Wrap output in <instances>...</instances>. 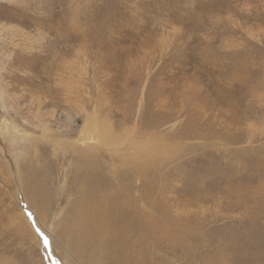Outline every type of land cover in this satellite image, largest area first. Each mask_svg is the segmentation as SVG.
I'll return each mask as SVG.
<instances>
[{
  "label": "rangeland",
  "instance_id": "374dc122",
  "mask_svg": "<svg viewBox=\"0 0 264 264\" xmlns=\"http://www.w3.org/2000/svg\"><path fill=\"white\" fill-rule=\"evenodd\" d=\"M0 264H264V0H0Z\"/></svg>",
  "mask_w": 264,
  "mask_h": 264
},
{
  "label": "bare ground",
  "instance_id": "6f19581e",
  "mask_svg": "<svg viewBox=\"0 0 264 264\" xmlns=\"http://www.w3.org/2000/svg\"><path fill=\"white\" fill-rule=\"evenodd\" d=\"M120 191V190H119ZM115 199V198H114ZM110 200V199H109ZM105 203V202H104ZM104 203L103 204H100L101 206L102 205H104ZM117 203V202H116ZM97 204V203H96ZM120 204V203H119ZM83 205V204H82ZM106 205V204H105ZM76 207V206H75ZM96 207V206H95ZM124 208V207H123ZM123 208H122V210H123ZM128 208V207H127ZM107 209H109V208H107ZM87 210V209H86ZM102 210V209H101ZM82 211V210H81ZM80 212V211H79ZM109 213H107V214H110V211H108ZM134 212H135V210H134ZM87 213H88V210H87ZM91 213V212H90ZM106 213V212H105ZM132 213V212H131ZM82 214V213H81ZM133 214V213H132ZM97 215H98V213H97ZM100 215V214H99ZM106 215V214H105ZM104 215V216H105ZM94 216V215H93ZM93 216H91V217H89V219L88 218H86L87 219V221L86 222H89L91 219H93V218H95V217H93ZM110 216V215H109ZM117 216V215H116ZM86 217V216H85ZM104 218H106V217H104ZM85 219V220H86ZM101 219V218H100ZM103 219V218H102ZM107 219V218H106ZM106 219H103V220H106ZM108 220V219H107ZM106 220V221H107ZM109 221V220H108ZM100 222V221H99ZM103 222H105V221H103ZM110 222V221H109ZM96 223H98V222H96ZM115 225L113 226L114 228H116V229H118L117 230V234L116 233H114V234H109V232H110V230H108V229H106V228H102L103 229V232L101 231L100 233H99V237H103L104 236V238H105V235H106V241H108L113 247L115 246V247H118L119 246V243H118V240H119V235H120V233H123V228H122V224H121V216L120 215H118V217L116 218V220H115ZM76 224V223H75ZM93 224V223H92ZM74 225V224H73ZM105 225H106V223H105ZM86 226V225H85ZM82 227L81 226V228H79V230H78V233H79V231H81L82 232V230H88L86 227ZM88 228H90V227H88ZM100 228V227H99ZM94 229H95V227H94ZM121 230V231H120ZM93 232H94V230H93ZM83 233H85V232H83ZM82 233V234H83ZM95 233H97V232H95ZM94 233V234H95ZM81 234V235H82ZM93 234V233H92ZM92 234H90V238L92 237L91 235ZM93 234V235H94ZM103 234V235H102ZM81 235H79V237L81 236ZM96 236V235H95ZM98 237V236H97ZM83 238H85V236L83 237ZM87 238V237H86ZM93 239V238H92ZM75 240H76V238H75ZM80 240H82L83 241V239H80ZM89 240V239H88ZM94 240V239H93ZM85 241V240H84ZM69 243V242H68ZM75 243H77V242H75ZM70 244V243H69ZM78 244V243H77ZM88 245H89V243H88ZM112 247V248H113ZM77 249V248H76ZM91 249H93L92 247H91ZM95 249V248H94ZM111 249V248H110ZM114 251V250H113ZM79 253V252H78ZM83 253V252H82Z\"/></svg>",
  "mask_w": 264,
  "mask_h": 264
}]
</instances>
